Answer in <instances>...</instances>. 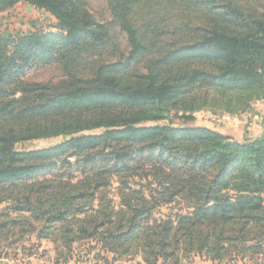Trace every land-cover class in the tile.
I'll return each instance as SVG.
<instances>
[{
  "label": "trees",
  "instance_id": "trees-1",
  "mask_svg": "<svg viewBox=\"0 0 264 264\" xmlns=\"http://www.w3.org/2000/svg\"><path fill=\"white\" fill-rule=\"evenodd\" d=\"M105 1L109 20L96 18L87 0H0V12L25 2L59 28L0 34V248L36 233L63 260L88 239L114 256L138 253L145 264H181L196 253L264 264L254 255L263 248L247 244L264 240V137L140 125L171 111L191 120L219 106L212 102L240 114L264 99V0H171L185 14L170 30L156 26L155 14L136 22L132 5L143 0ZM112 24L125 34L123 48ZM49 64L59 65L61 80H25ZM240 95L253 96L233 105ZM57 135L69 137L13 148ZM114 181L118 207L109 197ZM171 203L181 212L154 216Z\"/></svg>",
  "mask_w": 264,
  "mask_h": 264
},
{
  "label": "rangeland",
  "instance_id": "rangeland-1",
  "mask_svg": "<svg viewBox=\"0 0 264 264\" xmlns=\"http://www.w3.org/2000/svg\"><path fill=\"white\" fill-rule=\"evenodd\" d=\"M88 2V8H90L92 14L101 20H109L110 16L108 14V9L106 5L105 0H87ZM145 4H133L132 10L136 13L137 16V23L141 22L140 18L149 19L152 18V15L155 14L160 20L156 19L154 21L156 23L157 27H164L167 29H172L176 26V24L179 23L178 18L185 14L184 10L180 8L179 10L174 7L178 5V3H174L171 0H154L151 3L146 2V0H143ZM161 13V17L160 14ZM177 18V20H175ZM119 25L112 24L110 27V34L113 39L117 40L121 48L124 47V44H126L125 40V34L123 31L120 30L119 32ZM59 30L58 28V22L57 20L48 12L37 9L33 6H31L28 3L25 2H19L14 7L5 9L2 12H0V33H13L16 34L17 32L23 33V32H29V31H43V32H57ZM176 37H179L180 35H175ZM167 37L161 36V40L166 41ZM160 40V39H159ZM160 40V41H161ZM162 41V42H163ZM62 71L57 64H49L45 66L37 67L28 74V76L25 78L26 81L30 82H50L55 83L58 82L63 78ZM253 95H243V97L240 96H234V101L232 102L233 105H237V102H241L244 98H251ZM222 99H226L221 96ZM264 100L262 98L258 99V101ZM258 101L252 102V105ZM225 102H212V104H217L219 106H214L213 108L207 107L202 108L198 111L192 112L191 116H193V119L191 120H184L180 118L181 111L176 115V112L171 111L165 119L157 120V121H148L141 123L140 125H156V124H168L170 123L173 126H189V125H195L196 122H200L201 120H204L210 116V113L212 114H219L220 112L224 113L225 108L222 106ZM216 111V112H214ZM225 114H228L225 112ZM230 115V114H229ZM231 115H238L236 114V111L231 113ZM99 131V129L94 130H86L84 131V134H91ZM69 136L67 135H57L52 137H39V138H31L28 140H22L14 143L13 148L15 151L23 152L28 150H35L40 148H45L49 146H53L55 144L61 143L62 141L66 140ZM256 138H251L250 140H254ZM133 184L136 187H139V184L142 185L143 181H139V179L133 178ZM118 186V183L114 181L112 183V189H110L109 197L112 199V204L115 207L119 206L120 199L116 195L115 187ZM6 203H2L0 205V208H3ZM183 211V210H182ZM177 212H181L178 210V206L174 205V203L171 204H162L159 207H157L156 212L154 213V216L157 217V219H164L167 216L173 215ZM41 241H49L52 243V246L55 250L54 244L52 241L48 239H36V233H27L24 236V241L31 240L32 239ZM259 241L255 242L254 240H251L248 242V245L257 244L264 250V240L259 244ZM22 243V244H23ZM21 244V245H22ZM20 245V246H21ZM75 248L71 252L70 256L67 258H71L73 255L77 256L79 252L86 251L90 254L91 258L97 260L101 264H145L142 260V257L139 256L138 253L135 254H129V255H117L114 256L112 252L105 251L98 246H95V240H88V239H82L74 244ZM132 247V246H131ZM1 249V248H0ZM134 249V248H132ZM9 249H3L0 252L1 254H7ZM56 252V251H55ZM23 249L19 248L15 252H10V255L12 256L13 260H16V255L18 254L23 257ZM249 253V252H248ZM57 254V253H56ZM255 255V261L260 262L264 260L263 253L254 254ZM93 256V257H92ZM199 256L204 257L206 260H210L214 262V260L209 259L207 255L204 253H196L191 254L189 258H184L182 260L181 264H190L193 261V258ZM239 254L236 255L235 259H233L232 262H229L228 257H226L228 260H224L226 264H254L253 261L249 259V256L246 255L242 260L239 258ZM20 258V257H19ZM217 262V261H216ZM160 263V262H159Z\"/></svg>",
  "mask_w": 264,
  "mask_h": 264
},
{
  "label": "crops",
  "instance_id": "crops-1",
  "mask_svg": "<svg viewBox=\"0 0 264 264\" xmlns=\"http://www.w3.org/2000/svg\"><path fill=\"white\" fill-rule=\"evenodd\" d=\"M7 35L9 33H0ZM197 126L207 127L216 130L225 135L231 136L236 140L245 138L264 137V100H260L252 105L248 111L238 115H229L225 113L212 114L200 122H196ZM26 240L22 245L18 244L13 249H9L7 254L0 255V264H101L97 260L91 258L86 251L79 252L77 256L63 260L58 256L52 246V243L45 240ZM21 245V246H20ZM23 249V257L16 255V260L12 258L10 252H15L17 249ZM20 257V258H19ZM93 257V256H92ZM111 264V263H108ZM190 264H226L222 262H212L204 257L196 256Z\"/></svg>",
  "mask_w": 264,
  "mask_h": 264
}]
</instances>
